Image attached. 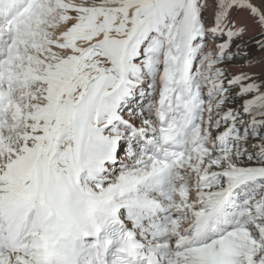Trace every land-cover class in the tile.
I'll use <instances>...</instances> for the list:
<instances>
[{
	"label": "snow or ice",
	"instance_id": "6c2138e0",
	"mask_svg": "<svg viewBox=\"0 0 264 264\" xmlns=\"http://www.w3.org/2000/svg\"><path fill=\"white\" fill-rule=\"evenodd\" d=\"M0 264H264V0H0Z\"/></svg>",
	"mask_w": 264,
	"mask_h": 264
}]
</instances>
